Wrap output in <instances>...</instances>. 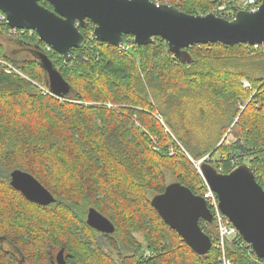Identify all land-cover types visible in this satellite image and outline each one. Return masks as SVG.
Returning <instances> with one entry per match:
<instances>
[{
    "label": "trees",
    "instance_id": "obj_1",
    "mask_svg": "<svg viewBox=\"0 0 264 264\" xmlns=\"http://www.w3.org/2000/svg\"><path fill=\"white\" fill-rule=\"evenodd\" d=\"M152 1L190 14L238 9L235 0ZM93 28L91 21L80 28L85 44L66 61L34 30L9 34L0 22V60L23 74L0 62V264H55L53 252L61 248L67 264H219L214 221H199L212 245L198 255L151 198L174 181L195 194L205 190L177 142L221 173L247 164L264 189L262 46L194 43L182 62L162 37L138 45L124 35L130 50L123 53L98 41ZM39 52L68 82L69 100L42 94L35 84L48 86ZM14 169L34 176L55 200H28L10 184ZM90 207L112 222V233L87 224ZM227 250L234 264H264L236 242Z\"/></svg>",
    "mask_w": 264,
    "mask_h": 264
},
{
    "label": "water",
    "instance_id": "obj_2",
    "mask_svg": "<svg viewBox=\"0 0 264 264\" xmlns=\"http://www.w3.org/2000/svg\"><path fill=\"white\" fill-rule=\"evenodd\" d=\"M0 0V11L7 24L19 29L34 30L39 38L59 53L66 61L70 51L85 44L80 28L88 21L94 24L93 36L115 46L123 43L124 35H132L138 45L152 43L155 37L167 41L171 53L182 62L189 61L187 48L194 43L259 44L264 45V0L254 11L238 9L227 18L213 11L190 14L168 3L152 0ZM47 74L50 90L66 95L70 86L53 65L47 54H37ZM202 174L216 193L219 207L248 242L257 257L264 259V189L256 181L252 169L241 164L227 173L218 172L202 163ZM10 184L28 200L47 205L55 199L30 173L14 169ZM163 221L174 229L182 240L198 255H205L212 241L199 221L212 222V214L205 199L188 187L174 181L163 192L151 198ZM86 222L102 233H112V222L90 207ZM57 264H67L64 249L56 253Z\"/></svg>",
    "mask_w": 264,
    "mask_h": 264
},
{
    "label": "built area",
    "instance_id": "obj_3",
    "mask_svg": "<svg viewBox=\"0 0 264 264\" xmlns=\"http://www.w3.org/2000/svg\"><path fill=\"white\" fill-rule=\"evenodd\" d=\"M235 1L238 5V9H245V10H251V11L256 10L258 8L259 4L261 3V0H235ZM155 3L158 4L159 2H155ZM164 3H167V1H165ZM218 10L221 12H224L225 17H227V18L233 17L234 13H235L234 10L227 9L225 7V5H220L218 7ZM0 22L7 23L6 15L1 11H0ZM17 30H25V29H19L17 27H10L9 26L8 32H9V34H16ZM131 39L133 41V37ZM249 45H251V44H249ZM252 46L257 47V46H259V44H252ZM260 46H262L263 52H264V45H260ZM118 47H120V50L123 51V53H128L130 50V44L125 43L124 41ZM48 49H52V48L48 45ZM0 62H2L4 65H6L7 68H5V70L7 72L15 71V72L21 74V71L17 67H15V66H13V65H11V64L3 61V60H0ZM21 75H23V74H21ZM242 82H243V85L245 87H249V84L245 79H243ZM35 84L39 87L42 94H48L50 96L56 97L60 101L69 100L64 96H60V95L53 93L48 86H45V85L43 86V85L38 84V83H35ZM105 104L108 107L113 106L111 103H105ZM239 108L241 110L244 108L243 102L239 103ZM235 121H236V119H235ZM165 130L167 132H169L167 127L165 128ZM225 137H227V133L225 134ZM226 142H228V141H226ZM177 144L184 151V153L187 155V157L191 160V162L193 163V166L195 167L197 172L202 177V180H203L202 186H204L205 190L203 191L201 196L205 199L206 205L212 214V220L214 221V223L216 225V238L214 241V247L217 249V252H218L217 260H218L219 264H234V258L232 256L228 255V250H227V245L230 242L238 243L240 245V247H242L247 252V254L251 255V252H254L252 246L242 238L238 229L231 223L229 218L224 213H222V211L219 207V200H218L216 193L211 189V187L209 186L205 177L202 174L201 165H202L203 160L207 156L200 158L198 160H194L185 151V149L180 145V143L177 142ZM167 150L170 154H172L174 152V148L172 146H167ZM245 158H251V157H245ZM145 255L153 256V254L147 250L145 251Z\"/></svg>",
    "mask_w": 264,
    "mask_h": 264
},
{
    "label": "rangeland",
    "instance_id": "obj_4",
    "mask_svg": "<svg viewBox=\"0 0 264 264\" xmlns=\"http://www.w3.org/2000/svg\"><path fill=\"white\" fill-rule=\"evenodd\" d=\"M103 247V246H102ZM104 248V247H103ZM106 251H107V248L105 247L104 248ZM130 253V251L128 250V249H122V251H121V254H123V255H127V254H129Z\"/></svg>",
    "mask_w": 264,
    "mask_h": 264
},
{
    "label": "flooded vegetation",
    "instance_id": "obj_5",
    "mask_svg": "<svg viewBox=\"0 0 264 264\" xmlns=\"http://www.w3.org/2000/svg\"><path fill=\"white\" fill-rule=\"evenodd\" d=\"M56 253H57V252H56ZM56 253L53 252V261H54L53 263H55V264H57V263H56V259H55V258H56ZM64 257H65V253H64Z\"/></svg>",
    "mask_w": 264,
    "mask_h": 264
}]
</instances>
